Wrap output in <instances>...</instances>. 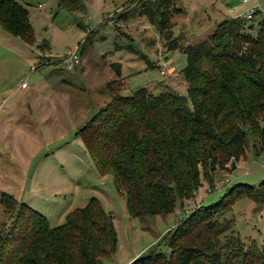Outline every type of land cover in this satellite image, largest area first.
I'll return each instance as SVG.
<instances>
[{"label": "trees", "instance_id": "trees-1", "mask_svg": "<svg viewBox=\"0 0 264 264\" xmlns=\"http://www.w3.org/2000/svg\"><path fill=\"white\" fill-rule=\"evenodd\" d=\"M171 2L143 1L133 13L155 27L165 51L185 56L180 76L186 100L163 85L156 94L138 88L120 96V85L110 88L112 80L105 84L108 101L74 135L95 171L112 176L131 218L172 213L176 203L192 198L200 176L209 183L215 169L243 156L247 135L255 151L264 146V18L254 34L249 30L257 11L248 19H223L205 40L183 45L164 30L171 29L170 19L180 12L169 7ZM57 3L69 10L78 7L77 0ZM0 28L28 45L34 41L28 10L16 0H0ZM110 67L118 79L119 64ZM233 191L256 206L264 201V181L255 188L235 184L218 201L195 207L166 240L153 243L128 264H264V243L244 249L231 234L218 243L227 228L210 216ZM0 203L14 213L7 232L0 229V264H98L114 252L110 216L95 198L69 211L56 227L6 193H0Z\"/></svg>", "mask_w": 264, "mask_h": 264}, {"label": "rangeland", "instance_id": "rangeland-1", "mask_svg": "<svg viewBox=\"0 0 264 264\" xmlns=\"http://www.w3.org/2000/svg\"><path fill=\"white\" fill-rule=\"evenodd\" d=\"M16 1L28 10L34 41L28 45L0 28V101L9 92L5 110L15 111L0 115V193L42 214L50 227L63 224L69 211L95 198L115 231L113 254L98 264H128L153 243L166 240L195 207L218 201L235 184L255 188L264 181V146L255 151L247 135L243 156L215 169L209 183L200 176L192 198L176 203L172 213L128 217L112 176L95 171L74 135L108 101L109 81L116 80L110 88L120 85V96L138 88L156 94L162 85L183 95L180 71L185 56L178 50L165 51L155 27L133 13L138 3L148 0H77L78 7L70 10L58 7L57 0ZM171 1L169 7L180 12L170 19L171 29L164 30L183 45L205 40L216 23L241 17L250 8L239 0ZM256 2L264 14V0ZM259 18H252L250 34ZM73 45H78L80 60L75 69L67 70L62 59ZM112 63L120 66L118 79ZM161 67L171 70L159 74ZM22 84L26 90L20 89ZM225 200L210 216L227 228L217 238L219 245L231 234L244 249L250 243L259 248L264 243V201L256 206L239 191ZM13 220L14 213L0 203V229L7 232ZM160 251L168 254L165 245Z\"/></svg>", "mask_w": 264, "mask_h": 264}, {"label": "built area", "instance_id": "built-area-1", "mask_svg": "<svg viewBox=\"0 0 264 264\" xmlns=\"http://www.w3.org/2000/svg\"><path fill=\"white\" fill-rule=\"evenodd\" d=\"M239 2L242 4H248V3L250 4V8L241 17L248 19L250 18L251 13L255 11L258 12L256 0H239ZM258 17L264 18V14L259 13ZM77 50H78V45H73L71 50L68 52V55L66 57L65 56L63 57L62 63L64 64L65 69L73 70L79 64L80 57H79ZM170 70L171 68L169 69L168 67L167 68L161 67V69L159 70V74L168 73L170 72ZM21 87H25V84H22ZM3 103L4 101L0 102V109L2 108Z\"/></svg>", "mask_w": 264, "mask_h": 264}, {"label": "crops", "instance_id": "crops-1", "mask_svg": "<svg viewBox=\"0 0 264 264\" xmlns=\"http://www.w3.org/2000/svg\"><path fill=\"white\" fill-rule=\"evenodd\" d=\"M21 90H26L27 89V86H25V87H21L20 88ZM5 94H9L10 95V93L9 92H6ZM9 95L6 97V98H3V100H1L0 102H2V101H4V103H3V105H2V108L0 109V115H1V117H4L5 115H9V114H11V113H14L15 114V111H13L14 109L13 108H10V109H7V110H5V106H6V104L8 103V97H9ZM30 109V108H29ZM31 110V109H30ZM22 115L24 114V110H22ZM8 117V116H7ZM1 122V121H0ZM1 123H0V128H1ZM14 159V158H13ZM35 173V172H34Z\"/></svg>", "mask_w": 264, "mask_h": 264}, {"label": "water", "instance_id": "water-1", "mask_svg": "<svg viewBox=\"0 0 264 264\" xmlns=\"http://www.w3.org/2000/svg\"><path fill=\"white\" fill-rule=\"evenodd\" d=\"M179 98L180 99H182L183 101H185L186 100V98H185V96L184 95H179ZM234 167V165L233 164H231V169Z\"/></svg>", "mask_w": 264, "mask_h": 264}]
</instances>
